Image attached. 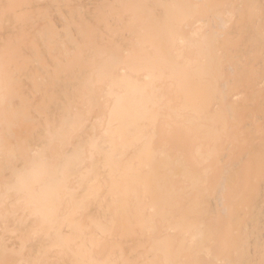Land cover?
<instances>
[{
	"label": "bare ground",
	"instance_id": "6f19581e",
	"mask_svg": "<svg viewBox=\"0 0 264 264\" xmlns=\"http://www.w3.org/2000/svg\"><path fill=\"white\" fill-rule=\"evenodd\" d=\"M11 4L51 67L0 84V264H264V0ZM18 86L58 97L25 137Z\"/></svg>",
	"mask_w": 264,
	"mask_h": 264
},
{
	"label": "rangeland",
	"instance_id": "374dc122",
	"mask_svg": "<svg viewBox=\"0 0 264 264\" xmlns=\"http://www.w3.org/2000/svg\"><path fill=\"white\" fill-rule=\"evenodd\" d=\"M23 0H12V4L11 6L16 9V14L18 16H23L28 9H25L22 5ZM27 15V14H25ZM9 44V48L8 50L5 49L6 44L3 43L2 45H0V63L2 62V60H6V64L1 65L0 64V84L3 86V92H7L8 90H10V88H12L14 85H8V81H7V77H8V70L9 67L11 66V64H14V66H16L17 69L20 70V68H22L23 66H26L29 68V71H31L33 73V81L38 83L37 80V76L39 74H41L40 70L35 66L34 60L36 57L39 58L42 62V64L50 66L51 64L49 62V59L47 58V55L42 54V48H44V46H42L43 44L40 43L39 41L35 40V39H30L28 41H23V42H8ZM45 45L47 47H49V49L51 50L50 55L54 56L59 63L61 64L60 66H56L55 69L57 70L56 74H59L60 72H63L65 70L68 69V65L70 63L71 60V56H67V58H62V56H60L59 54H55L52 52L53 48H54V44L51 42H45ZM28 48V49H26ZM33 48V49H31ZM28 50V51H26ZM34 52L36 54V56H34ZM23 86H18L17 87V91H19V93L22 94V104H21V114H19L17 116V118L15 117V113L17 111H20L18 108H12V111H8L6 112V119H8L9 124H10V129L13 131H16L19 135H23V137L26 136L27 133L23 132L21 130L22 125L26 126V130L28 131V133H30V135L32 134V132L39 128V125L42 124V121L40 122L39 120L33 119V118H28L29 115H33V108L35 107L39 112H40V116H47L49 115V111L46 107L50 108L51 106V102L55 99H58L57 95L55 93H50L49 98H47L45 95H43L42 97H39V102L34 104V97H27V94H32L34 93L33 91H31V93H29L30 91H27L26 93L23 91L22 89ZM7 90V91H6ZM42 90L48 92V87H45L44 83L42 84ZM38 98V97H37ZM44 121V120H43ZM6 123L4 124V128H5ZM6 129V128H5ZM22 137V138H23ZM52 146L54 147L55 144H52ZM4 176L0 173V180L3 178Z\"/></svg>",
	"mask_w": 264,
	"mask_h": 264
}]
</instances>
